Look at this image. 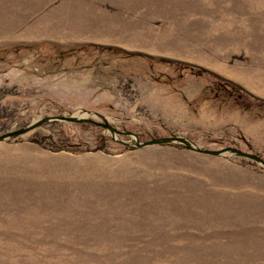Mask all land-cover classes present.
Instances as JSON below:
<instances>
[{
	"label": "rangeland",
	"instance_id": "1",
	"mask_svg": "<svg viewBox=\"0 0 264 264\" xmlns=\"http://www.w3.org/2000/svg\"><path fill=\"white\" fill-rule=\"evenodd\" d=\"M70 117L0 142V264H264L263 165L137 147L264 159V0H0V136Z\"/></svg>",
	"mask_w": 264,
	"mask_h": 264
},
{
	"label": "trees",
	"instance_id": "2",
	"mask_svg": "<svg viewBox=\"0 0 264 264\" xmlns=\"http://www.w3.org/2000/svg\"><path fill=\"white\" fill-rule=\"evenodd\" d=\"M43 47V45H20V46H16L13 47V51L15 52H21V51H27V50H41V48ZM88 48H92L95 49L97 47H91V46H87V45H81V46H71V47H59V46H53V51L54 53H58L59 55H64L65 52H69V53H74V52H80V51H86ZM100 50H105V51H109V52H116L118 53L119 49H114V48H97ZM151 61H159L161 63H171L173 65H175L177 67V69L179 71H194L195 69L191 66H187L185 64H181V63H177V62H169V61H165V60H160V59H151ZM214 85V89L216 88L217 91L219 92V95L217 96V98L222 97L223 100L222 102H231L233 101L234 103L238 104V107H242V105H252V103L247 102V99L249 101L255 102L253 100H251L249 98L248 95H244L243 93L241 94V92L239 91V89L237 87H235L234 85L230 84H225L223 82H218ZM245 98V100H243ZM258 103V102H256ZM261 105V104H260ZM263 105V104H262ZM246 107H244L246 109ZM242 109V108H241ZM45 138H38V137H33L31 139L32 143L38 144V145H43L45 143ZM103 149V148H101ZM57 151H61L60 148H57ZM74 153H80V151H73ZM255 155V154H254Z\"/></svg>",
	"mask_w": 264,
	"mask_h": 264
},
{
	"label": "water",
	"instance_id": "3",
	"mask_svg": "<svg viewBox=\"0 0 264 264\" xmlns=\"http://www.w3.org/2000/svg\"><path fill=\"white\" fill-rule=\"evenodd\" d=\"M51 120H63V121H67V122H77V123H83L86 122V119H82V118H74V117H70V118H53V119H47L46 121L42 120L37 122L36 124L26 128V129H22L19 131H15L3 136H0V142L3 140H7L13 137H21L26 135L27 133L35 130L36 128H38L39 126H41L44 122H48ZM104 128L110 130L112 133H116L117 131L114 129L113 126H111L108 122H106L105 124L102 125ZM173 143H179V144H183L185 145L188 149H192V150H197L202 154H206L209 156H225L229 153L235 154L241 158L244 159H248V160H252L255 161L261 165L264 166V159H262L261 157L257 156V155H253L250 153H246L243 152L239 149L236 148H226V149H222V150H218V151H208V150H203V149H196L195 147L191 146L189 144V142L186 139L183 138H158V139H153L152 141L146 142V143H140L139 141L137 142V147L138 148H146V147H150V146H155V145H169V144H173Z\"/></svg>",
	"mask_w": 264,
	"mask_h": 264
},
{
	"label": "bare ground",
	"instance_id": "4",
	"mask_svg": "<svg viewBox=\"0 0 264 264\" xmlns=\"http://www.w3.org/2000/svg\"><path fill=\"white\" fill-rule=\"evenodd\" d=\"M13 32H15V29L14 28H12V30H11V32L10 33H8V34H6L5 36L7 37V38H9V39H11V34L13 33ZM41 33H43V34H47V36L49 35V30H48V27H45V29L42 31V30H39L37 33H35L34 35H37V34H41ZM33 35V36H34ZM13 37V36H12Z\"/></svg>",
	"mask_w": 264,
	"mask_h": 264
},
{
	"label": "crops",
	"instance_id": "5",
	"mask_svg": "<svg viewBox=\"0 0 264 264\" xmlns=\"http://www.w3.org/2000/svg\"><path fill=\"white\" fill-rule=\"evenodd\" d=\"M68 12H66V14H67Z\"/></svg>",
	"mask_w": 264,
	"mask_h": 264
}]
</instances>
